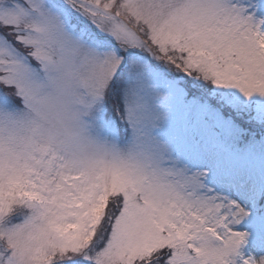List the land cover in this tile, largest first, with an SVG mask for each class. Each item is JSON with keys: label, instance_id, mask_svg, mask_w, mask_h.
<instances>
[{"label": "snow or ice", "instance_id": "snow-or-ice-1", "mask_svg": "<svg viewBox=\"0 0 264 264\" xmlns=\"http://www.w3.org/2000/svg\"><path fill=\"white\" fill-rule=\"evenodd\" d=\"M0 264H264V0H0Z\"/></svg>", "mask_w": 264, "mask_h": 264}]
</instances>
